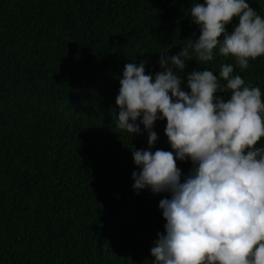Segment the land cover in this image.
Wrapping results in <instances>:
<instances>
[{"label": "trees", "instance_id": "obj_1", "mask_svg": "<svg viewBox=\"0 0 264 264\" xmlns=\"http://www.w3.org/2000/svg\"><path fill=\"white\" fill-rule=\"evenodd\" d=\"M197 2L0 0V264H152L168 194L133 190L131 150L147 148V132L114 126L115 99L126 63L147 61L154 75L161 53L199 37ZM249 3L264 16V0ZM224 63L235 60L185 71ZM234 74L264 94V57ZM165 127L156 122L153 151H171ZM177 167L183 178L192 165Z\"/></svg>", "mask_w": 264, "mask_h": 264}, {"label": "clouds", "instance_id": "obj_2", "mask_svg": "<svg viewBox=\"0 0 264 264\" xmlns=\"http://www.w3.org/2000/svg\"><path fill=\"white\" fill-rule=\"evenodd\" d=\"M190 19L199 37L174 56L161 53L154 75L147 61L126 63L115 99L114 126L131 139L141 125L147 132V148L131 150L133 190L168 194L158 205L166 223L152 264H264V94L234 74L264 57V16L249 0H203ZM217 54L235 65L185 71L188 61ZM165 120L171 151H153L155 124ZM177 161L191 162L183 178Z\"/></svg>", "mask_w": 264, "mask_h": 264}]
</instances>
